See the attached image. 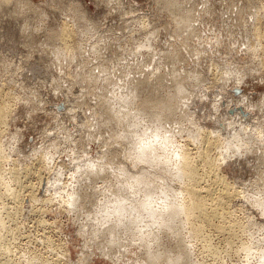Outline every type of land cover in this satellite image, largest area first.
Segmentation results:
<instances>
[{"label": "rangeland", "instance_id": "obj_1", "mask_svg": "<svg viewBox=\"0 0 264 264\" xmlns=\"http://www.w3.org/2000/svg\"><path fill=\"white\" fill-rule=\"evenodd\" d=\"M74 1L31 0L32 5H28L22 0H6L0 5V103L5 102L8 108L4 123H0V141L2 152L8 155L5 168L13 166L19 180H11L12 172H7L9 185H26L19 210L5 196L9 213L5 212L6 237L12 253L41 254L48 260L59 253L60 264H135V257L136 264H145V247L137 246L138 239L133 237L135 225L130 229L120 226L116 240L128 242L125 246L135 254L123 256L119 249L124 246H114L103 255L104 245L92 235L99 225L96 214L102 212L103 200L113 198L114 190L131 188L125 185L124 170L134 172L146 165L130 154L134 137L122 138V132L130 127L134 132L151 130L152 121L141 100L171 95L173 79L169 73L174 69L186 93L163 125L177 143L191 153L206 148L212 156L225 155L226 140H203V133L195 140L187 136L195 130L189 116L208 128H219L223 136L229 130L225 125L232 110L214 108L216 93L223 90L234 97L241 91L250 93L257 105L247 130L252 141L264 143V0H194L192 10L191 0H179L171 7L163 0ZM182 12L192 13L189 28L176 25ZM62 21L71 26L69 37L60 31ZM66 42L76 43L73 54L68 53ZM174 49L178 56L172 58ZM223 75L227 77L225 87ZM236 76L243 80L238 93L232 84ZM140 79L146 80L147 87L138 90L133 84ZM105 103L109 108L103 107ZM107 111L115 115L124 112L127 117L112 119ZM223 113L227 115L221 116ZM254 153L242 150L236 152L237 157L226 158L232 157L231 164L223 167L229 181L239 186L255 181L259 161ZM40 156H45L42 162ZM87 162L95 171L103 166V175L77 171L76 164ZM196 163L202 172L200 162ZM36 169L44 178H54V183L51 201L31 204L27 192L36 181ZM150 169L157 173L169 170L159 166ZM169 175L168 184L177 186L178 181L171 172ZM119 183L116 190L114 185ZM155 184L135 187L141 193L149 188L152 195L160 196ZM182 185L184 193L185 182ZM70 191L81 201L67 203L64 199ZM43 192L48 193L42 189L38 195ZM236 197L232 203L242 209L234 210L232 219L241 222L236 233L246 235L248 231L239 229L246 218L254 215L259 221L260 217L241 194ZM199 218L196 213L185 224L177 220V235L176 231L162 230L157 247L173 255L179 235L195 253L202 249L205 256L197 255L198 264H209L213 260L202 245L210 234L212 242L223 250L222 256L226 255L223 264L247 263L242 253L234 252L240 244L238 237H228L225 229L215 226L220 217L194 232L192 222ZM250 229L259 234L262 231L259 227ZM250 260L254 264L255 257Z\"/></svg>", "mask_w": 264, "mask_h": 264}, {"label": "bare ground", "instance_id": "obj_2", "mask_svg": "<svg viewBox=\"0 0 264 264\" xmlns=\"http://www.w3.org/2000/svg\"><path fill=\"white\" fill-rule=\"evenodd\" d=\"M5 1L6 0H0V5L4 4ZM22 1L28 5H32L31 0ZM68 1L71 2V0ZM74 3L80 2L75 0ZM163 3L171 7L176 6L179 0H163ZM193 8L194 0H191V8L189 10ZM191 17V12H182L180 17H176V25L189 28V23L192 20ZM256 28L260 29L259 27ZM192 29H194V27ZM60 31L63 36L69 37L71 33L70 24L66 21H62L60 24ZM148 45H151L150 41ZM74 46H76L75 42H66L65 47L69 54H73L71 50ZM171 54L172 58L178 56L176 49H174ZM169 74L173 79V93L171 95L165 97L155 95L141 100V105L145 107V112L152 121L151 130L134 132L133 127H130L125 128L122 132V138L133 140L134 137L135 140L132 143L130 141V154L135 157L136 161L146 163V165H140L139 169H136L134 172L124 170V173L127 175L125 185L131 188L121 191L114 190L112 194L114 197L106 198L100 205L99 209L102 212L99 213L98 211L96 214L100 226L98 225L92 234L95 236L96 240H100L104 245V249H102L103 252L100 253L104 255L107 251L112 252L111 249L114 246H118V248L124 246L123 249H119L123 256L128 252L135 254L134 249L129 250L128 245L125 246L128 242L117 243L116 241L121 234L119 229L120 226L130 229L132 225H135L137 230L133 232V237L136 236L135 238L138 239L136 243L137 246L138 244H142L145 247V264H198L197 255L199 257L200 255L201 257L205 256L202 253V249L199 251V254L195 253V250L190 249V247L187 248V245L179 235L176 241L177 250L173 255L157 247L160 241L159 233L162 230L176 231L177 235L178 230L176 228V221L180 220L181 223L185 224L197 213L200 218L194 219L192 222L194 232L202 230L206 223L212 225L214 221L220 217L217 223H215V226L219 230L225 229L228 233V237H238V242H240V244L236 245L234 252H236V254L242 253L245 260H247L246 264H253L250 260L253 256L255 257L254 264H264V143L260 140L252 141L249 137V130H247L253 124V122H251L254 110L253 106L257 104L250 97V93L244 91H241V93L235 97L226 94L225 90L220 91L221 93L217 92L214 102L215 110L218 111L219 107L220 109L224 107V110H226V108L232 110L231 115H229L231 120L227 121L225 125L229 130H227L223 136L219 128H208L205 125L199 124L198 121L192 120V117L189 116V120L192 122V126L195 130L189 132L187 136L188 140H195L200 133H203V140H226V153L221 157L212 156L206 148L203 151L197 150L195 153H191L182 144L177 143L173 134L163 125L164 118L174 110L177 102L183 99L186 93L183 82L178 80V73L174 72V69H172ZM236 77L238 79L232 84L234 88L236 87L235 90L237 91L236 93H238L239 89L241 90L240 86L243 80L240 78L241 76ZM159 78L162 79L163 76H159ZM197 78L198 76L195 77V79ZM226 80L227 77L223 75V87L226 85ZM159 83L158 81L157 84ZM133 86L135 89L140 90L147 87V82L146 80L140 79L136 81ZM226 96L227 99L223 102L222 98H226ZM60 106L61 105H59V107ZM54 107H56V105ZM103 107L106 109L109 108L107 103H105ZM63 108L64 107H62V110L65 109ZM7 112L8 108L5 102L0 103V123H4ZM60 112L59 110L57 113ZM117 113L118 114L115 115L108 112L112 119L114 118L120 121L126 119V113L118 111ZM224 115L227 114H221V116ZM216 126H218V124ZM220 126H222V124H220ZM222 132H224V130H222ZM254 142L255 145H253ZM253 147H256L255 150H253ZM232 149L235 153H230ZM2 150L3 148L0 141V264H60V259L62 257L59 256V253L55 258L48 260L42 257L41 254L30 253L29 255V253L25 254L24 252L19 254L12 253L13 250L9 248L10 241L8 240H10V238L6 237L5 231L8 230L6 229L8 225L5 221V212L8 213V209L5 207V196L9 197L15 204L13 208L15 207L16 210H19L24 200L23 197L25 193H23V190L26 185H22L21 183L14 187L9 185L8 180L11 177L7 175V172H12L11 180L18 182L19 180H17V172L14 170L13 166L5 168L6 156L8 155L2 152ZM242 150H249L257 153L256 159L259 163H256L258 174L256 179L254 178L255 181H249L239 186L228 180L225 171H223V167L232 161V157L226 159L227 157H237L236 152ZM44 157L45 156H40V162L44 160ZM197 160L200 162L202 172L197 168ZM153 166L167 167L169 170L157 173L150 169V167ZM76 167H78L77 171L83 169V173L86 174L103 175L101 172L104 169L103 166L95 171L93 170V164L91 162H87L86 165L83 166L76 164ZM169 172H171V177L178 181L179 184L177 186L168 184L166 178H170ZM34 174L36 176V181L31 182V189L27 192L28 200L31 204L40 200L51 201L52 193L50 192V188L53 186L54 178L53 180L49 176L44 178L40 169L34 170ZM200 179L202 180L199 181ZM184 182L185 192L183 193L182 184ZM201 182L205 183L200 185ZM146 183L149 186L156 183L155 185H158L157 187L160 189V191H158L160 196L152 195L149 188L145 189L144 193H141V191L135 187L138 184L145 185ZM114 187L116 190H119L121 187L120 183L117 186L114 185ZM42 189L48 193L44 194L43 192V195H38ZM122 192L126 194H122ZM129 192H132V195H130ZM238 194H241L245 201L250 203V207L252 206L251 208L255 209L257 211L255 212L258 213L260 217L258 221L255 220L256 218H253L254 215H249L246 218L244 227H238L242 232L248 231L246 235L236 233L235 228L240 226L241 222L232 219V212L242 209L240 205L236 204V206H234L232 203L234 200L233 198H235L236 195L238 196ZM64 200H66L67 203L79 202L81 201V197L78 196L75 191H70L67 194V198ZM64 200L62 199V201ZM251 227H259L262 231L260 234L256 233L254 230L249 231ZM93 236L91 238H93ZM206 236H208L209 239H205L204 241L206 243L204 242L202 246L203 248H207L208 255L211 256L213 260L210 263L223 264L226 257V255L225 257L222 256L221 252L223 250H219V245L212 242L210 234H206ZM130 240L132 239L128 241ZM133 244V246H135V243ZM115 250H117V248ZM193 253L195 254L192 255ZM111 254L113 255V253H110L108 256L111 257ZM63 255H65V252ZM134 259L133 261L136 264V259ZM138 263L139 262H137V264ZM125 264H128V262L126 261Z\"/></svg>", "mask_w": 264, "mask_h": 264}]
</instances>
